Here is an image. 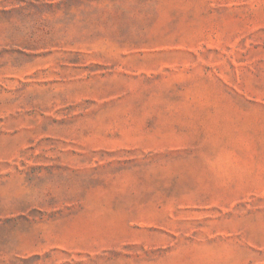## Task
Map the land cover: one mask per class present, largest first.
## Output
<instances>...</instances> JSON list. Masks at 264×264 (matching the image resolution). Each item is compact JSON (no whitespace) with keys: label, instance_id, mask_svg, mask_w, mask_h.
Wrapping results in <instances>:
<instances>
[{"label":"rangeland","instance_id":"rangeland-1","mask_svg":"<svg viewBox=\"0 0 264 264\" xmlns=\"http://www.w3.org/2000/svg\"><path fill=\"white\" fill-rule=\"evenodd\" d=\"M0 264H264V0H0Z\"/></svg>","mask_w":264,"mask_h":264}]
</instances>
